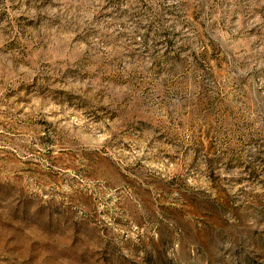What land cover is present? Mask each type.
Listing matches in <instances>:
<instances>
[{
    "label": "rangeland",
    "instance_id": "obj_1",
    "mask_svg": "<svg viewBox=\"0 0 264 264\" xmlns=\"http://www.w3.org/2000/svg\"><path fill=\"white\" fill-rule=\"evenodd\" d=\"M0 264H264V0H0Z\"/></svg>",
    "mask_w": 264,
    "mask_h": 264
}]
</instances>
